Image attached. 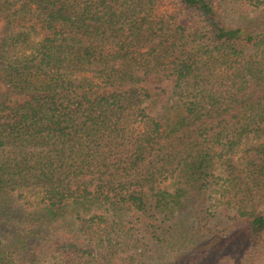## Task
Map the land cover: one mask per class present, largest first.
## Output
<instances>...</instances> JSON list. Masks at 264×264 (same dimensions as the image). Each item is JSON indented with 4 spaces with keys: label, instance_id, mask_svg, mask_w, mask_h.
I'll list each match as a JSON object with an SVG mask.
<instances>
[{
    "label": "trees",
    "instance_id": "16d2710c",
    "mask_svg": "<svg viewBox=\"0 0 264 264\" xmlns=\"http://www.w3.org/2000/svg\"><path fill=\"white\" fill-rule=\"evenodd\" d=\"M162 1L0 0V264H264V0Z\"/></svg>",
    "mask_w": 264,
    "mask_h": 264
},
{
    "label": "rangeland",
    "instance_id": "374dc122",
    "mask_svg": "<svg viewBox=\"0 0 264 264\" xmlns=\"http://www.w3.org/2000/svg\"><path fill=\"white\" fill-rule=\"evenodd\" d=\"M158 10L166 14H171L173 16H181L174 0H163L159 5ZM241 14L245 15L244 16L245 18L244 17L242 18V23L244 26H247L246 24H248V26L251 25L250 27L252 30L258 29L259 27L264 28V24H262V20L260 18L259 12L257 11L253 12L250 10L247 12H242ZM2 30H3V26H2V23H0V36L2 34ZM0 92L7 93L8 99L10 102H14L20 99V96L9 92L8 89L5 87V85L1 81H0ZM123 220L132 221L133 219L126 216L123 218Z\"/></svg>",
    "mask_w": 264,
    "mask_h": 264
}]
</instances>
